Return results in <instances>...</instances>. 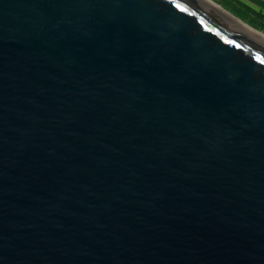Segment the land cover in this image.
<instances>
[{
    "label": "water",
    "instance_id": "95a60500",
    "mask_svg": "<svg viewBox=\"0 0 264 264\" xmlns=\"http://www.w3.org/2000/svg\"><path fill=\"white\" fill-rule=\"evenodd\" d=\"M0 264H264V48L195 0H0Z\"/></svg>",
    "mask_w": 264,
    "mask_h": 264
},
{
    "label": "bare ground",
    "instance_id": "6f19581e",
    "mask_svg": "<svg viewBox=\"0 0 264 264\" xmlns=\"http://www.w3.org/2000/svg\"><path fill=\"white\" fill-rule=\"evenodd\" d=\"M208 11L221 17L227 24L264 48V32L240 19L214 0H195Z\"/></svg>",
    "mask_w": 264,
    "mask_h": 264
},
{
    "label": "rangeland",
    "instance_id": "374dc122",
    "mask_svg": "<svg viewBox=\"0 0 264 264\" xmlns=\"http://www.w3.org/2000/svg\"><path fill=\"white\" fill-rule=\"evenodd\" d=\"M214 1L222 5L226 9H228L231 13H232L231 9L246 11L247 18L244 19V21L247 23H249L248 20L252 19L258 25H264V0H214ZM257 29L263 31V29L260 28Z\"/></svg>",
    "mask_w": 264,
    "mask_h": 264
},
{
    "label": "trees",
    "instance_id": "16d2710c",
    "mask_svg": "<svg viewBox=\"0 0 264 264\" xmlns=\"http://www.w3.org/2000/svg\"><path fill=\"white\" fill-rule=\"evenodd\" d=\"M232 13H234L235 15H237L238 17H240L241 19H246L247 18V12L246 11H242V10H237V9H231ZM249 24H251L252 26L256 27V28H260L263 29L264 31V25H258L254 20H248Z\"/></svg>",
    "mask_w": 264,
    "mask_h": 264
}]
</instances>
